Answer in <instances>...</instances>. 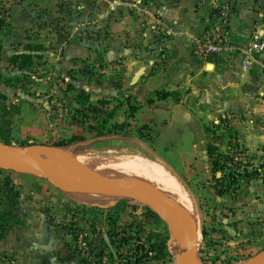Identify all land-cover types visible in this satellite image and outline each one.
I'll return each mask as SVG.
<instances>
[{"label": "rangeland", "instance_id": "rangeland-1", "mask_svg": "<svg viewBox=\"0 0 264 264\" xmlns=\"http://www.w3.org/2000/svg\"><path fill=\"white\" fill-rule=\"evenodd\" d=\"M22 1L0 0L4 23L11 8L21 9ZM40 1L44 2L45 11L55 5L59 13L45 14L42 27L35 19L39 4L36 0L28 2L29 11L34 12L30 14L32 20L28 26L31 28L25 31L28 42L24 44L33 46L32 52L24 47L23 51L22 47L20 50L14 47L12 52L8 40L0 37V142L18 147L42 144L84 162L119 163L138 158L158 165L181 185L194 206V217L188 220L196 236L194 260L197 264H257L264 259V192L259 189L264 179V146L255 152L237 140L238 146L232 144L236 138L231 123H242L247 118L225 113L215 122L208 121L205 147L210 141L216 145L215 155L223 153L232 157L227 162L219 158L221 169L214 173L207 153H203V143L194 141V134L184 132L194 129V123L190 127L175 123L173 132L163 130L161 123L160 126L131 124L129 121H133V112L137 109L132 104L134 96L118 94L121 84L117 78H106L91 64H79L67 71L60 68L61 54L52 43L58 38V32L64 36L62 31L74 25L71 21L74 10L70 6L73 1L56 0L55 4L51 0ZM237 1L234 0L235 6ZM250 1L257 15L254 24H261L264 29V0ZM3 28L9 29L6 24ZM38 28L42 30L40 33ZM19 33L16 40L22 38ZM19 53L31 54L29 65L21 62V68L20 62L11 63L10 57ZM181 116L178 112L173 117ZM167 117L170 119V113ZM182 118L185 119V114ZM21 164L19 169L13 163L0 166V210L6 211L8 203L17 218L25 217L28 224H22V232H29L26 229L32 230V224H36L32 236L45 242L49 238L47 228L41 221L32 219L41 217L50 228L56 225L64 228L71 249L81 240L98 252L105 249L100 242L102 235L113 236V256L109 255L104 262L94 256L92 259L97 261L90 264H159L150 260L154 252L145 262L135 261L145 249H150L149 241L154 239L168 253L164 262L177 264L175 258L184 248L174 231L150 207L123 196L61 191L34 166ZM254 170L257 174L252 173ZM53 171L71 174L70 170ZM77 171L80 176L70 179L88 177ZM228 173L240 175L230 182ZM118 182L149 186L175 212L177 206L148 182ZM229 183L232 190L217 193V189ZM2 257L3 261L8 258Z\"/></svg>", "mask_w": 264, "mask_h": 264}, {"label": "crops", "instance_id": "crops-1", "mask_svg": "<svg viewBox=\"0 0 264 264\" xmlns=\"http://www.w3.org/2000/svg\"><path fill=\"white\" fill-rule=\"evenodd\" d=\"M36 1L39 5L35 19L43 27L45 14H58V8L54 5L45 11L44 2ZM70 1H73L70 6L74 10L71 20L74 25L62 31L64 36L58 32V38L52 43L61 54L60 68L67 71L79 64H91L106 78H117L121 84L118 94L134 96L132 104L137 109L133 112V121H129L131 124L160 126L161 123L163 130L173 132L175 123L189 127L194 123V129L184 132L194 134V141L203 143L206 154L208 121L215 122L225 113L240 114L247 120L231 123L237 142L251 151L261 150L264 146V51L256 54L247 66L243 64V51L250 34L255 30L264 33V29L261 24H254L257 15L251 9L250 0H238L230 13L229 31L238 50L229 58H203L193 53V39L210 23L215 0ZM28 2L23 0L20 10L10 9L4 23L9 29L0 31V37L8 40L12 52L14 47L33 51V46L24 44L28 42L25 31L31 28L28 26L32 20L30 14L34 12L29 11ZM18 32L20 40L15 39ZM162 93L167 94L163 97ZM178 112L185 114V119L173 117ZM259 189L264 192V179ZM16 219L0 239V264H86L68 246L64 228L59 225L50 228L45 219L32 217L48 230L49 238L41 242L33 237L36 224H32V230L26 229L30 233L22 232V224L28 222L25 217ZM152 242L154 239H150L149 243ZM3 255L8 256L4 261ZM159 262L156 263L166 264Z\"/></svg>", "mask_w": 264, "mask_h": 264}, {"label": "water", "instance_id": "water-1", "mask_svg": "<svg viewBox=\"0 0 264 264\" xmlns=\"http://www.w3.org/2000/svg\"><path fill=\"white\" fill-rule=\"evenodd\" d=\"M47 148L57 151L54 147L42 144H31L24 147L7 145L0 142V166L8 163H28L34 166L39 174L55 188L64 192L73 193H102L112 196H123L133 199L150 207L169 227L174 231L178 243L184 248L183 252L176 256L177 264H197L194 257L197 253V243L194 228L190 225L183 211L175 208V212L168 208L164 198L145 184L129 185L112 181L108 178L90 172H84L88 177L74 179L65 183L57 178L50 170L45 160L32 153L30 148ZM257 264H264L262 259Z\"/></svg>", "mask_w": 264, "mask_h": 264}, {"label": "bare ground", "instance_id": "bare-ground-1", "mask_svg": "<svg viewBox=\"0 0 264 264\" xmlns=\"http://www.w3.org/2000/svg\"><path fill=\"white\" fill-rule=\"evenodd\" d=\"M30 150L32 153L39 154L57 178L65 183L73 181L70 178H77L80 176L77 170L94 173L115 182H118V180L126 182H131L132 180L145 181L160 191L163 196L169 198L171 203L179 207L187 219H193L194 217V206L190 202L181 185L168 171L158 165L152 164L151 162L138 158L127 159L123 162L120 161L119 163L95 161L84 162L76 156H66L61 154L58 150L54 151L47 148L37 147L30 148ZM12 163L14 164V167H18L17 169L22 165L21 163ZM53 170H70L71 174L64 175Z\"/></svg>", "mask_w": 264, "mask_h": 264}, {"label": "built area", "instance_id": "built-area-1", "mask_svg": "<svg viewBox=\"0 0 264 264\" xmlns=\"http://www.w3.org/2000/svg\"><path fill=\"white\" fill-rule=\"evenodd\" d=\"M214 2L209 16L210 23L193 39V53L203 58L211 56L229 58L238 50V45L229 31L230 13L235 2L234 0H215ZM0 19H2L1 15ZM262 51H264V34L255 30L250 34L243 51V64L249 65L254 60V56ZM159 53L162 52L159 51ZM159 57L162 58L161 55ZM72 250L79 260L86 264L95 263L97 260L94 262L92 259L94 256L104 262L110 255L108 249L94 251V248L90 249L87 243L81 240L74 244Z\"/></svg>", "mask_w": 264, "mask_h": 264}, {"label": "trees", "instance_id": "trees-1", "mask_svg": "<svg viewBox=\"0 0 264 264\" xmlns=\"http://www.w3.org/2000/svg\"><path fill=\"white\" fill-rule=\"evenodd\" d=\"M3 25H4L3 19H0V30L2 29ZM31 57L32 56L30 53H21V54L19 53V54L12 55L10 57V61L12 64H18V62H20L18 64V66L22 68L23 67L22 63H26V65H29V63L32 61ZM166 94L167 93H162L161 96L165 97ZM130 108H133V106H130ZM220 121H221V119H220ZM144 126H146V125H144ZM205 130L208 131L207 127L205 128ZM234 137L236 138V132H234ZM232 144H233V146H238L236 139L234 140V142H232ZM206 153L208 155V158L210 159L211 168H212V171L214 173L216 171H218L219 169H221L219 166V158H223L224 161H226V162H227V160L228 161L232 160V157H229L228 155H225L223 153H220V154L217 153L215 155L216 145L211 143L210 141L207 143ZM252 173L257 174V171L254 170V171H252ZM239 175H240V173L237 174V176H239ZM227 176L230 177V179H231L230 182L237 180L236 179L237 176L235 177L234 175H232L230 173H228ZM230 190H232V189L230 188V183H229V184L223 186L222 188L217 189V193L218 194H225V193H228ZM234 191H235V189H234ZM7 206L8 207H6V211L0 210V239L6 235L9 228L15 223V220H16V215L13 212L12 208L8 205V203H7ZM111 238H113V236L110 237V234L104 235L101 238V242H102V245L104 246V248L109 250L110 256L111 255L113 256V251H112L113 250V243L111 241ZM149 245H150L149 246L150 249H147V250L145 249L143 254L136 258L135 261L137 263H139L140 260H143L144 262H145V259L148 260L149 258H147V257L149 255V253H152V252H154L153 253L154 255L150 258V260L159 262V261H164V259L167 258L168 253L166 252L165 247L163 245H161L160 243H156V242H152ZM141 251H143V246H141L140 252Z\"/></svg>", "mask_w": 264, "mask_h": 264}]
</instances>
